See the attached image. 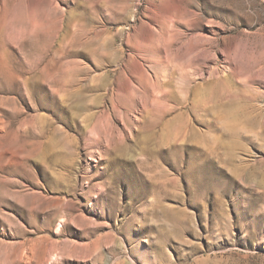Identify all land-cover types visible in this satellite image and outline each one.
<instances>
[{"label": "rangeland", "instance_id": "374dc122", "mask_svg": "<svg viewBox=\"0 0 264 264\" xmlns=\"http://www.w3.org/2000/svg\"><path fill=\"white\" fill-rule=\"evenodd\" d=\"M0 264H264V0H0Z\"/></svg>", "mask_w": 264, "mask_h": 264}]
</instances>
